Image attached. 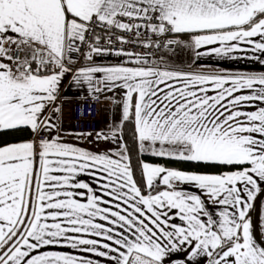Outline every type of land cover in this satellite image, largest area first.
I'll list each match as a JSON object with an SVG mask.
<instances>
[{"label":"snow or ice","instance_id":"snow-or-ice-1","mask_svg":"<svg viewBox=\"0 0 264 264\" xmlns=\"http://www.w3.org/2000/svg\"><path fill=\"white\" fill-rule=\"evenodd\" d=\"M137 46L147 51H132ZM185 50L194 60L264 54V0H0V132L33 134L0 144V264H101L42 251L49 246L112 264H200L204 257L264 264L250 216L264 191V106L241 110L264 104V72L194 71L165 58ZM76 54L88 63L76 67ZM106 56L117 62H95ZM68 76L87 85L93 100L122 92L113 99L119 121L95 134L108 149L94 152L60 134L56 101ZM129 125L132 147L124 138ZM134 153L193 168L134 165ZM82 174L103 180L110 199ZM206 200L221 206L218 218Z\"/></svg>","mask_w":264,"mask_h":264},{"label":"crops","instance_id":"crops-1","mask_svg":"<svg viewBox=\"0 0 264 264\" xmlns=\"http://www.w3.org/2000/svg\"><path fill=\"white\" fill-rule=\"evenodd\" d=\"M218 46V45H217ZM242 47H246L243 46ZM162 55V53L160 54ZM252 56H260L261 58H264V54L261 53H253L251 51L247 52H234L230 54L228 57H217L215 55L211 56H203L198 60H194L192 57V54L185 50L183 52H178L176 57H165L166 59H170L171 63H173L176 66L183 67L185 69L191 67L194 71H203V72H212V71H227L230 73H261L264 72V64L260 63L258 60L251 59ZM235 57V58H233ZM77 60L76 67H80L82 65L87 64L88 62L82 58L80 59L78 54L74 57ZM95 62L97 64L102 65H111L117 62V58L114 56H106V57H96ZM71 76H68L63 81V86L60 90V94L58 98L63 99H72V98H79L86 95H89L87 85H84L83 87H76L70 83ZM245 94L249 92V90H244ZM122 95V92H111L106 91L99 96L103 100L102 109H101V120H100V127L98 132L107 131L110 129L113 124L117 123L120 119V110L119 107L114 108L112 106V101L114 98H119ZM56 105L60 107V104L58 103V99L56 101ZM258 106H264V104L260 102H249L247 104H244L241 106V110L243 111H249V110H255ZM61 109V107H60ZM59 115V125H60V134L63 136L64 140L77 144L80 147H83L88 150H92L94 152H101L109 147L111 145L104 141H97L96 140V133L92 136L87 137L84 140H81L72 130H63L61 127V121H62V115L61 111L58 113ZM33 139V136L30 138ZM27 139V140H30ZM80 180L84 182H88L90 186L94 189L97 195H100L102 199H110L109 197L105 196L103 193V190L100 188V184H102L104 181L101 180L99 183H97V180L87 176L86 174H82L79 177ZM261 187L263 188L264 182H260ZM144 184V181L141 183V185ZM157 188L158 190H163L164 186L157 182ZM179 188L190 191V192H196L197 194H200L199 190L196 189L194 186L191 185H179ZM71 190V189H70ZM75 191H85L86 190H75ZM150 190L147 189L146 186L143 187V194H148ZM258 195V194H257ZM81 199V202H86V198L84 197H77ZM202 198H205L202 196ZM115 203V201H113ZM255 201H253L254 205ZM207 207L210 212L214 214V218H218L215 216V213H217L221 206L219 205H213L210 202H207ZM106 206V205H101ZM115 210V209H113ZM206 219V218H205ZM49 223L52 221L49 220ZM96 222L106 223L104 221H100L99 218H97ZM177 223H181L180 221H176ZM260 227H264V198L261 205V221H260ZM261 230V231H260ZM259 230L260 236L262 235V229ZM88 238H95V237H88ZM255 239V237H254ZM258 243V242H257ZM42 251H63V252H69L71 254L75 255H83L87 256L88 258L92 259H99L101 264H112L111 261H109L107 258H100L96 257L94 254L89 253H82L79 250H73L68 247H60V246H49L42 249ZM200 260V264H207V258H198ZM195 264V262H193Z\"/></svg>","mask_w":264,"mask_h":264},{"label":"built area","instance_id":"built-area-1","mask_svg":"<svg viewBox=\"0 0 264 264\" xmlns=\"http://www.w3.org/2000/svg\"><path fill=\"white\" fill-rule=\"evenodd\" d=\"M132 51L143 54L147 50L141 46H137L132 48ZM160 54L157 53L156 55ZM78 56L80 59L83 58L80 54ZM58 103L61 107V127L63 130H72L77 134L88 132L95 134L98 132L103 104L100 96L95 100L89 95L68 100L60 97L58 98ZM111 104L114 108L118 107L113 101Z\"/></svg>","mask_w":264,"mask_h":264},{"label":"trees","instance_id":"trees-1","mask_svg":"<svg viewBox=\"0 0 264 264\" xmlns=\"http://www.w3.org/2000/svg\"><path fill=\"white\" fill-rule=\"evenodd\" d=\"M131 126H127L125 128L124 132V138L125 142L129 145V147H132L134 144L133 138H132V132L130 130ZM75 133V132H74ZM33 136L31 131L27 128H22L18 130H7L5 132H0V144L5 143H15L23 140L30 139ZM148 161L152 163L162 164L164 166H167L169 168H176L180 170H192L193 165L190 162H182V161H175V160H166L163 158H156V157H148V156H141L139 153L133 154V164L136 165L138 161ZM210 171H216V169H209ZM221 171L228 170L227 168H221ZM136 179L140 182V184L143 182V178L140 174V170L137 167L136 168ZM254 209H255V203L253 205V209L250 211V216L253 220L254 215ZM264 235V231H263Z\"/></svg>","mask_w":264,"mask_h":264},{"label":"water","instance_id":"water-1","mask_svg":"<svg viewBox=\"0 0 264 264\" xmlns=\"http://www.w3.org/2000/svg\"><path fill=\"white\" fill-rule=\"evenodd\" d=\"M262 189H264V186ZM263 198H264V191H262L261 193H258L257 195V199L255 200V209H254V215H253V225H254L253 234H254L256 241L261 246H264V241L261 238L260 233H259L260 221H261V205H262Z\"/></svg>","mask_w":264,"mask_h":264},{"label":"rangeland","instance_id":"rangeland-1","mask_svg":"<svg viewBox=\"0 0 264 264\" xmlns=\"http://www.w3.org/2000/svg\"><path fill=\"white\" fill-rule=\"evenodd\" d=\"M260 229H262V235H261V238L263 239V241H264V235H263V231H264V227L262 228V227H260ZM261 231V230H260Z\"/></svg>","mask_w":264,"mask_h":264}]
</instances>
